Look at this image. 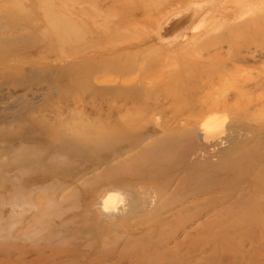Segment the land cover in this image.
I'll use <instances>...</instances> for the list:
<instances>
[{"label":"rangeland","instance_id":"obj_1","mask_svg":"<svg viewBox=\"0 0 264 264\" xmlns=\"http://www.w3.org/2000/svg\"><path fill=\"white\" fill-rule=\"evenodd\" d=\"M148 1L144 15L136 0H0L1 60L16 54L0 73V264H264V42L224 41L264 8ZM207 96L227 103L211 144ZM128 123L99 151L87 143ZM167 136L191 149L185 168L129 166ZM112 191L119 213L101 209Z\"/></svg>","mask_w":264,"mask_h":264},{"label":"bare ground","instance_id":"obj_2","mask_svg":"<svg viewBox=\"0 0 264 264\" xmlns=\"http://www.w3.org/2000/svg\"><path fill=\"white\" fill-rule=\"evenodd\" d=\"M235 1V0H234ZM233 1V2H234ZM259 5H262L261 7H258L259 9L264 8V0H257ZM252 3V1H250ZM136 5L138 10L143 13L145 15L147 8H151L154 9V7H148L149 6V1L148 0H136ZM133 6V7H134ZM131 7V8H133ZM131 8L126 7L128 12ZM197 10L199 7H195ZM211 8V7H210ZM215 9V8H214ZM15 9H10L11 13H15L14 11ZM18 10V8H17ZM221 10V9H220ZM174 11V10H173ZM248 9L244 8L242 9V11L240 10H235L232 14V18L234 20L239 19L244 16L247 13ZM257 11V10H256ZM260 12V11H259ZM262 13V12H260ZM206 15V14H205ZM148 16V15H147ZM12 18H15L16 16L13 15L11 16ZM208 17V16H207ZM221 17V16H220ZM45 18V17H44ZM150 19V18H149ZM23 20L25 21V18H23ZM28 20V19H27ZM203 20V19H202ZM234 24V23H233ZM32 25V24H31ZM45 25V24H44ZM226 25V24H225ZM224 28V27H223ZM228 28V26H227ZM213 29V28H212ZM226 29V28H225ZM196 31V30H195ZM208 33V31H207ZM214 33V32H213ZM192 34V33H191ZM203 34V33H202ZM225 34V33H224ZM214 35V34H213ZM9 36V33L3 32L2 30H0V53H3V46L8 43L5 40H9L7 39ZM197 36V35H196ZM202 36V35H200ZM224 36V35H223ZM193 39V36H192ZM224 41L232 48V50H235L234 53H237V50H240V46L242 47V44L244 47H248L254 43H258L259 41L264 42V13L263 14H257L255 12H250L249 16L244 18V20H241L240 22L234 24L232 26V28L230 29V31L228 32V34L226 36H224ZM241 44V45H240ZM259 45V44H258ZM16 54L11 52L10 57H8V59H5L3 62L1 60V58H5L3 55L0 56V73H13L14 69L10 67V69L5 68L4 66H7V62L11 61L12 62V57H14ZM203 55V54H202ZM235 56V59H237L236 55L233 54ZM197 57V56H196ZM198 58V57H197ZM192 59V58H191ZM239 59V58H238ZM181 60V59H180ZM200 64V63H199ZM83 68V67H82ZM81 70H77L78 72L76 73L77 79L81 78V73H83L84 69L83 68ZM94 67H91L89 70H87V72H85L86 75L89 74L90 71L93 70ZM130 68V66H129ZM127 68V69H129ZM80 69V68H78ZM181 70V69H180ZM94 71V70H93ZM244 73V72H243ZM241 75V74H240ZM196 76V75H195ZM199 76V75H198ZM182 82H185V79H187L186 77H178ZM163 79V78H162ZM233 81L236 83L237 81H235V79H233ZM196 83V82H195ZM84 86V85H83ZM174 90L168 88L167 91L168 92H172L175 93L176 95V99H178V101L180 100L176 85L173 84ZM195 89V86H194ZM210 90V89H209ZM209 92V91H208ZM218 95H222L223 93L220 94V91H217ZM206 105H208V110L207 113L204 114V116L202 117L201 121L199 122L200 124V128H201V140L204 144H207L208 142H213V141H220L222 140V137H217L215 138L214 134L215 132H218L220 129V127L223 124V117L226 115L225 112H221L222 114L218 113V111H216V106L218 105H223L225 106L227 103L225 101L222 100V103L218 100V102L210 100V97L207 96L205 98V102ZM217 114H220L218 116H216ZM228 120V119H227ZM131 121V120H130ZM225 124V123H224ZM116 127V126H115ZM190 128V127H189ZM199 128V127H198ZM112 129V128H111ZM108 129L105 126H101L99 128H96L95 130V136L94 134H92L91 136L88 137L87 143L96 151H99V149H102V147H106L108 145H111L112 143L116 142L117 140L121 139L124 132L127 133V130L130 129V125L129 123L124 126H122L121 128L118 129ZM192 132V130H187V131H181L182 137L187 138L188 142H189V147L191 148L193 146V139L190 140L189 138V133ZM222 135V134H221ZM219 136V135H218ZM181 137V135H180ZM213 138V139H212ZM215 138V139H214ZM96 141V142H95ZM74 142H77L76 138L74 140ZM263 142V141H260ZM259 142V143H260ZM81 143V142H80ZM211 144V143H208ZM176 142L174 141L173 138L170 139L169 136H167L164 140H162V142L157 143V145L151 146L147 151H143L136 159L135 161H132L129 166L134 165L138 170V167L142 166L141 170H138L139 172L141 171L143 175L148 174V167L149 165L152 167H162L163 165L166 167H170L171 169H175L178 166H181L180 168H185L186 164V156L189 154L190 152V148H185L184 152L177 150L176 149ZM211 146V145H210ZM254 146H257V142L254 143ZM212 149V148H211ZM249 149V148H248ZM94 150V151H95ZM203 150V149H202ZM205 150V149H204ZM201 151V150H200ZM247 153H250V149L247 150ZM246 152H244L245 154ZM252 153V151H251ZM249 154L247 157V160L249 158V160L251 161L253 158V155ZM207 155V154H206ZM257 155V154H256ZM259 155L256 156V158ZM179 162L178 165L175 166V163ZM148 163H150L148 165ZM173 164V165H172ZM148 165V166H147ZM248 165V164H247ZM135 170V169H134ZM133 170V171H134ZM169 172V169L166 171ZM158 172L155 173V175H157ZM190 176L193 179L196 180H201L205 182V178L204 176L198 173H195V170H192L190 173ZM261 176V175H259ZM258 176V178H259ZM261 178H263L261 176ZM258 181V180H257ZM262 181V179H261ZM260 182V181H259ZM257 183V184H256ZM254 184V188L253 191L254 192H259L261 191V189H263V186H261L260 184H258V182H256ZM263 183V182H262ZM143 189V188H142ZM115 191V190H114ZM117 191V190H116ZM151 191V190H150ZM262 192V191H261ZM264 192V190H263ZM107 193V192H106ZM119 193V192H117ZM121 193V192H120ZM105 194V193H104ZM122 194V193H121ZM103 197V196H102ZM117 198V197H116ZM261 198V197H260ZM114 200H115V195L113 194V191L111 194L106 195L101 202V209L103 211L106 212H110V213H119V209L116 211H109V208L112 207L114 205ZM250 200V199H249ZM255 201V200H254ZM242 202V201H241ZM248 202V200H247ZM257 202V200L255 201ZM149 203V202H148ZM244 204V203H243ZM256 204V203H255ZM247 205V203L245 204ZM253 205V204H252ZM250 206V205H249ZM253 207V206H252ZM257 204H256V208H257ZM113 208V207H112ZM105 209V210H104ZM111 209V208H110ZM116 209V207H115ZM261 209V208H260ZM259 209V211H260ZM255 210V209H254ZM253 211V210H252ZM247 212H250L249 210H247ZM108 213V214H110ZM252 213V212H250ZM105 214V213H104ZM248 214V213H247ZM111 215V214H110ZM253 215V213L251 214ZM256 215V214H254ZM109 216V215H108ZM260 216V215H258ZM257 216V218H258ZM255 217V216H254ZM256 218V217H255ZM261 219V217H260ZM253 220H251L252 222ZM256 222V221H255Z\"/></svg>","mask_w":264,"mask_h":264}]
</instances>
